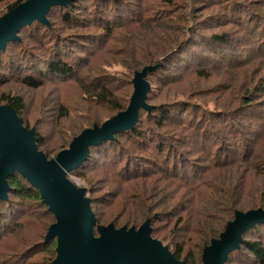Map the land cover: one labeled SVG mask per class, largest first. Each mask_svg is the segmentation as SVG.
Listing matches in <instances>:
<instances>
[{
    "label": "trees",
    "instance_id": "obj_1",
    "mask_svg": "<svg viewBox=\"0 0 264 264\" xmlns=\"http://www.w3.org/2000/svg\"><path fill=\"white\" fill-rule=\"evenodd\" d=\"M3 1L8 0H0ZM22 1L12 0L5 12ZM135 1L73 0L65 6H53L46 15L49 25L34 21L20 28L19 40L0 50V86L12 79L32 90L39 89L47 80L74 78L80 83L86 102H90L87 110L91 115L79 116L71 123L68 128L71 136L61 141L59 149L54 145L56 150H47L37 127L23 121L25 100L21 95L3 94L1 99L5 102L0 104L11 105L22 124L35 129L37 148L50 159L82 129L100 125L126 109L134 72L165 57L162 65L146 76L150 85L146 102L153 106L151 111L140 110L132 129L117 132L112 139L89 147L88 158L72 171L97 170L108 165L120 180L123 189L113 195V200L120 194L125 199L120 216L110 219L101 216L93 208L100 200L89 197L98 224L138 228L148 218L151 235L156 238L154 234L159 232L160 224L155 223L170 222V236L164 234L159 240L177 259L186 264H202L203 248L218 237L236 210L264 209V114H259L264 110V50L248 56L240 48L252 40L258 48L262 47L264 37L256 39L254 35L264 25V13L255 9L261 10L264 4L256 3L252 10L238 7L236 1L230 0ZM194 2L201 4L194 8ZM214 3L226 16L221 17L218 27L228 30L200 35L216 22L210 16H201ZM194 10L197 12L192 14ZM234 28L242 30L245 38L237 36ZM20 33H25L29 40H24ZM94 43L104 45L102 53L106 60L99 74L91 79L89 75L88 79L77 76L76 59L92 53L89 47ZM248 51L252 49L247 48ZM210 55L248 80L242 84L244 92L238 98L241 103L238 111L255 114H248L237 125L233 121L224 122L211 130L204 126L205 122L198 118L199 106L196 110L189 99L192 93H187L186 100H169L171 88L165 86L177 83L178 73L186 70L206 72L213 59ZM255 59L258 70L251 73L245 66ZM115 66L117 70H107ZM120 75L128 80L124 82ZM233 80L237 83V78ZM152 82L162 86L154 95ZM189 108L193 114H186ZM69 115L67 106H57L55 120ZM202 157L210 161L204 173L197 168ZM254 177L260 182L255 184ZM7 182V198L0 200V243L4 235L18 236L21 246L19 250H10L11 261L44 251L46 255L40 263L53 264L56 240H45L48 227L55 221L53 214L42 202L39 190L20 174L9 175ZM175 199L177 202L170 206ZM249 199L253 200L250 204ZM28 203L36 204L38 208H34L48 214L45 222L29 234L23 218L28 214L25 212ZM111 219H120L121 223H101ZM94 233L97 234L95 228ZM242 239L240 248L228 254L225 264L233 259L240 264H264V222L248 228Z\"/></svg>",
    "mask_w": 264,
    "mask_h": 264
},
{
    "label": "water",
    "instance_id": "obj_2",
    "mask_svg": "<svg viewBox=\"0 0 264 264\" xmlns=\"http://www.w3.org/2000/svg\"><path fill=\"white\" fill-rule=\"evenodd\" d=\"M72 1L24 0L5 12L0 16V50L19 40L20 28L34 21L49 25L48 11ZM164 58L134 72L126 109L100 125L82 129L50 159L38 150L35 129L25 127L11 105L0 104V200L7 198V178L14 172L39 190L42 202L55 218L45 235L46 241L56 240L53 264H186L151 235L148 218L138 228L98 224L86 188L76 186L68 178V173L88 158L89 147L112 139L117 132L132 129L140 110L151 111L153 106L146 102L150 89L146 76L156 71ZM262 222L261 207L236 210L218 237L203 248L202 264H225L228 254L240 248L243 233Z\"/></svg>",
    "mask_w": 264,
    "mask_h": 264
},
{
    "label": "rangeland",
    "instance_id": "obj_3",
    "mask_svg": "<svg viewBox=\"0 0 264 264\" xmlns=\"http://www.w3.org/2000/svg\"><path fill=\"white\" fill-rule=\"evenodd\" d=\"M126 1V0H125ZM130 2H136L135 0H128ZM149 3H153L156 0H148ZM236 1L237 6H246L247 8H251L254 10L255 4L260 3L264 4V0H230ZM179 2H182L180 0ZM211 2V1H210ZM215 2H219L216 0ZM12 3V0L0 2V15L6 11V8L9 4ZM194 8L198 7L194 2ZM244 5H242V4ZM254 7V8H253ZM199 8H196L198 10ZM194 10L192 14L197 12ZM259 13H264V8L261 10L255 9ZM199 12V11H198ZM201 16H210V20H215L216 22L212 23L209 30L202 32L200 35H209V33L214 32H222L228 30L227 27H218V23H220L225 13L219 8L217 3H214L213 7L210 9H206L202 12ZM222 17V18H221ZM200 18V17H197ZM246 22V19H243ZM263 24V23H261ZM233 31L235 34L241 39L245 38V33L242 30L234 28ZM68 32H71L69 30ZM67 32V33H68ZM264 25L260 26V29L255 33L254 38H263L264 37ZM22 34V33H20ZM24 40H29L25 33L22 34ZM211 38V37H210ZM211 40H215V38H211ZM252 40L249 44H244L240 46V48H244V54H249L256 51L264 50V38L261 44L262 47L258 48V45ZM110 41L106 45H109ZM95 44V43H94ZM92 53L87 55L83 54L82 59H76L78 62H75L74 65L77 68V76H82L87 78V75L90 76L89 79L94 78L100 72L102 62L106 59L104 57L103 49L104 45L96 46L92 45L89 47ZM248 49H252L247 52ZM103 54V59H102ZM82 55V54H81ZM85 55V56H84ZM257 56L255 55L254 58ZM210 58H213L210 63V68L205 69L202 73H195L186 70L185 72L178 73L179 80L177 83L172 85H167L165 87L171 88L170 93V101H180L186 100L187 93H192L193 96L189 99L195 104V109L197 110V106L200 108V113L198 114V118H201L205 123L204 126H208L214 128L213 126H220V124L224 122H235L237 123L246 120L248 114L255 113H246L248 110L240 112L238 108L240 106L239 96L244 92L242 84L248 82L247 78L243 76V74H235L233 70H230L227 65H224L220 62H217L216 57L210 55ZM256 61L252 60L248 66L250 72H256L258 68L256 67ZM109 72L113 70H117V66L111 67L107 69ZM123 78L128 80V77L124 75H120ZM97 78V77H96ZM233 78H237V83L234 84ZM88 79V78H87ZM123 82V81H122ZM233 85L231 86V83ZM169 86V87H168ZM152 94H156L160 87V84H154L152 82ZM164 87V88H165ZM242 87V88H241ZM81 85L77 82V79H68L63 81H55L47 80L42 87L39 89H28L27 87H23L19 82L10 80L7 84L0 86V102L4 103L2 100L3 94H19L25 100V108L22 113L23 121H25L29 126H36L40 136L43 139V142L46 143V149L50 151H54L59 149L61 141L67 136H71L70 130H68L71 123L75 120H78L79 116L91 115L87 110L88 106H90V102L88 103L85 100L83 93L81 92ZM162 97H158V100H161ZM59 104H63L67 106V114H70L68 117L60 120H55L56 109ZM254 109V108H251ZM99 113L103 112V110H98ZM92 113V112H91ZM186 114H193L191 109H187ZM242 114V115H240ZM259 114H264L259 113ZM246 123V121H244ZM217 128V127H216ZM68 130V131H67ZM254 138V135L251 136ZM62 138V139H61ZM56 145V148L53 147ZM52 156V154H49ZM108 165H104L99 169H86L82 171H70L68 173V178L71 179L76 186L85 187L89 192L87 193L88 197L96 198L100 200L99 202L93 205L95 211L100 213L101 216H104L108 219L113 218L115 216H120L123 210V205H125V199L123 198V194H120L117 198L113 200V195L115 192H119L122 188L120 180L113 175L111 171V167ZM210 167V161L207 158H203L202 160L197 162L198 170H201L202 173L205 172L206 169ZM102 168V169H101ZM195 175H199L195 172ZM253 181V178H249V182ZM260 180L254 177V183L257 184ZM123 184V183H122ZM131 194V191H129ZM253 200L249 199L247 201L250 204ZM177 202V199L170 204V206L174 205ZM201 202L199 205H201ZM38 206L36 204L31 205L28 203L25 208V212H27V216L23 217L25 221L28 223L26 233L29 234L31 231L35 230V228L43 221L47 219V213L43 209H36ZM120 218V217H119ZM109 221H102L101 223H107ZM115 225L120 224L121 220L116 219ZM160 224V225H159ZM155 225H159V232L154 234L157 239H161V237L166 234L169 235V231L172 227L170 222H167L163 225V223H155ZM169 232V233H168ZM171 234V233H170ZM170 236V235H169ZM53 241V240H51ZM20 241L19 237L7 236L4 235L3 242L0 243V264H43L40 263L44 261V257L46 253L44 251H39L33 254L32 256L28 255L22 260L11 261L13 255L10 253V250L20 249ZM55 251V250H54ZM228 264H240L234 259L231 260Z\"/></svg>",
    "mask_w": 264,
    "mask_h": 264
},
{
    "label": "bare ground",
    "instance_id": "obj_4",
    "mask_svg": "<svg viewBox=\"0 0 264 264\" xmlns=\"http://www.w3.org/2000/svg\"><path fill=\"white\" fill-rule=\"evenodd\" d=\"M72 183H74L73 181H71ZM75 184V183H74Z\"/></svg>",
    "mask_w": 264,
    "mask_h": 264
},
{
    "label": "built area",
    "instance_id": "obj_5",
    "mask_svg": "<svg viewBox=\"0 0 264 264\" xmlns=\"http://www.w3.org/2000/svg\"><path fill=\"white\" fill-rule=\"evenodd\" d=\"M70 181H72L71 179H69Z\"/></svg>",
    "mask_w": 264,
    "mask_h": 264
}]
</instances>
